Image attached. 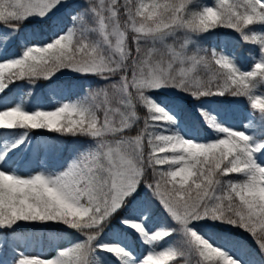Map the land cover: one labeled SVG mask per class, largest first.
Instances as JSON below:
<instances>
[{
	"label": "snow or ice",
	"instance_id": "snow-or-ice-1",
	"mask_svg": "<svg viewBox=\"0 0 264 264\" xmlns=\"http://www.w3.org/2000/svg\"><path fill=\"white\" fill-rule=\"evenodd\" d=\"M218 28L254 47L249 68L199 45ZM0 39V94L65 71L96 81L52 110H0L13 130L0 143V264H264V0H0ZM240 98L243 130L228 123ZM37 131L71 138L73 155L41 164L63 149ZM33 153L39 168L22 175ZM157 205L167 219L153 225ZM52 225L77 238L45 255L52 237L27 230ZM229 227L255 251L215 244Z\"/></svg>",
	"mask_w": 264,
	"mask_h": 264
},
{
	"label": "trees",
	"instance_id": "trees-1",
	"mask_svg": "<svg viewBox=\"0 0 264 264\" xmlns=\"http://www.w3.org/2000/svg\"><path fill=\"white\" fill-rule=\"evenodd\" d=\"M202 2L212 4L214 0H202ZM256 27H257V30H260L259 26H256ZM26 30L32 31V26L31 25L26 26ZM46 37H47V29H45V31L41 34L40 37H38L37 39H34L35 40L34 42L42 44L44 43ZM221 38H224V41L226 43V48L229 51V53H235L236 57L238 58L239 63L243 66L244 69L249 68L250 64L252 63L251 55L254 52V47L246 42H243L239 34L234 32L233 30H229L225 28H218L210 33L202 34L197 39L201 47L210 49V43L215 44V46L218 48ZM0 43L5 45V42L2 39H0ZM8 51L12 52L11 54L13 57L18 55L20 51L19 44L12 46L11 48H9ZM74 75L75 74H71L67 71L63 73H57L54 77L51 78V81L55 80V81L63 82L66 85L74 84L79 93L78 94V99H79L83 94V88L81 87V85H84V81L79 80V79H72ZM17 82H21L23 84V94L21 97V105L25 109H30L34 102V99L38 95L43 94L42 92L43 86L47 82H49V80L40 79V80H37L35 83H31L27 79H24V80L15 81V83ZM90 83L95 86L96 81L94 79H90ZM11 85H13V83L10 84L9 86ZM261 91H264V89H262ZM1 98H3V96H0V99ZM46 100L47 102L50 101L49 98H46ZM245 105H246V98H240L239 103H234L227 107L230 108L233 113H236L239 108L244 109ZM186 107H189V111L186 115V120L188 123H191L193 114L191 112L190 106H186ZM139 114L143 117V112H140ZM38 133H40L43 136V138L47 141L48 145H57L58 143H61L64 146L62 151L52 153L53 160L62 162L65 160V155L67 153L68 148L73 150V142L71 138L60 137L56 134L48 133L45 131H38ZM199 136L205 139L203 133H200ZM155 210H156V217L154 219L155 223H162L163 221L167 219V217L163 214L162 210L159 208L158 205L156 206ZM34 231H37L39 233H45L47 231H56V232H59L65 238H67L70 242H72L74 239L77 238L73 230L62 229L61 226H57V225H52L48 229L41 228V229L34 230ZM234 240H239L243 242L244 245L251 251H255L256 249V245L253 242V238L248 233L240 229L229 227L225 229H220L219 231H216L213 233V242H217V244L220 246H221V243L225 244L227 242L234 241ZM166 241L170 242L168 245L173 244L177 241V237L171 236L167 238L164 242ZM256 255L258 256L259 254L256 253ZM195 261H196L195 257H189L187 259V264H195ZM182 264H184V262H182Z\"/></svg>",
	"mask_w": 264,
	"mask_h": 264
},
{
	"label": "rangeland",
	"instance_id": "rangeland-1",
	"mask_svg": "<svg viewBox=\"0 0 264 264\" xmlns=\"http://www.w3.org/2000/svg\"><path fill=\"white\" fill-rule=\"evenodd\" d=\"M209 4V3H208ZM47 40V39H46ZM32 42L29 41V43ZM224 41L221 40V44ZM224 45V43L222 44ZM214 47L213 45H211V48ZM3 47L0 46V49H2ZM221 48L223 49V46H221ZM225 50V49H223ZM8 58H13L8 56ZM72 74V73H71ZM86 84L90 83V80L85 81ZM11 88V89H10ZM10 90H6V99H1L0 100V110H4L8 107H12L15 104L19 103L20 104V98H21V94H22V85L20 83H13L12 87H10ZM44 94L48 97H50L51 102L47 105L44 104L42 99L40 97H37L36 99V103L33 107L32 110H36V109H44V110H52L54 109L59 102L61 101H66V100H76V87L75 85H71V86H66L64 83H58L56 81H50L49 83H47L44 87ZM243 115H245L244 110H240V112L237 114V116L233 117V115L229 112L228 115V123L234 127H236L237 129L243 130V124L247 123V121H243L242 123V117ZM10 131L13 130H0V143H3L5 141L6 138L9 137V133ZM35 140L34 143H38L41 145L46 144L45 139L37 132H35ZM197 139L203 140L200 137H196ZM71 155H73V151L71 149H68L67 154L65 155V161L68 160ZM39 159H40V163L42 164L43 161L45 159H47L48 161V166L51 167H58L62 164H64L65 162H57V163H53L49 160L48 157V152L47 150H42L39 154ZM25 164L21 166L20 168V173L22 175H28L31 174V172L36 169L38 170L39 165L37 164V159H36V154H29L26 158H25ZM27 234L28 235H32V234H36V235H40L39 233H37L36 231L33 230H27ZM48 237H52V239L50 240H45V243L42 242V247L44 249V254L48 255L51 254L53 252L54 249L59 248V247H66L69 244V240L67 238H65L64 236H62L59 232H47L45 234ZM173 237H176L175 235H173ZM170 243L167 241V244ZM39 247L40 245L36 246V250L39 251ZM231 246H227L226 248H230ZM146 247L145 246H141L140 250L138 252L139 255H143L146 252ZM233 254H237V250L231 249ZM31 251V250H30ZM35 254V253H33Z\"/></svg>",
	"mask_w": 264,
	"mask_h": 264
}]
</instances>
